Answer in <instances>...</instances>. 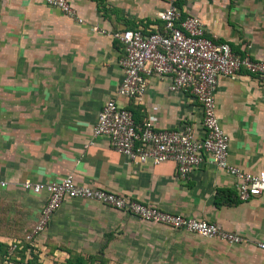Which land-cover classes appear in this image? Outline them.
Segmentation results:
<instances>
[{"label":"crops","instance_id":"obj_1","mask_svg":"<svg viewBox=\"0 0 264 264\" xmlns=\"http://www.w3.org/2000/svg\"><path fill=\"white\" fill-rule=\"evenodd\" d=\"M70 2L77 17L44 0H0V196L17 199L28 212L23 220L33 227L49 195L27 190L23 183L56 182L74 175L83 185L217 222L245 239L239 245L216 241L217 249L232 252L230 264H264V251L257 246L264 241V196L239 201L236 177L209 159L182 179L175 161L134 162L116 151L108 137L94 135L100 111L116 98L140 125L153 124L158 129L191 125L198 137H204L201 104L188 90H172L171 77L147 76L141 99L117 95L124 78L120 64L124 48L115 33L137 27L157 29L162 23L158 14L167 3ZM179 3L186 13L203 21L209 37L230 43L239 53L264 59V0ZM216 103L220 123L231 138L230 163L248 172L264 170L263 83L246 72L221 76ZM220 190L233 191L237 202L218 204ZM18 216L10 213L7 221L23 222ZM99 224L118 231L112 245L127 255L136 251L131 246H138L141 256L144 251L152 254L155 246L161 248L155 256L172 264L176 249L186 246L182 240L176 242L173 231L157 223L81 199L63 202L43 238L55 245H70L79 234L88 238L87 231ZM171 232V239L161 236Z\"/></svg>","mask_w":264,"mask_h":264},{"label":"built area","instance_id":"obj_2","mask_svg":"<svg viewBox=\"0 0 264 264\" xmlns=\"http://www.w3.org/2000/svg\"><path fill=\"white\" fill-rule=\"evenodd\" d=\"M44 1L66 15L78 16L70 0ZM162 1L167 3V7L158 14L163 30L159 27L152 30L137 27L115 33V38L124 48L120 59L124 78L117 95L141 99L147 90V76L171 77L172 90H188L201 104L204 137H198L191 125L175 129H158L153 124L140 125L134 113L118 103L116 98L107 101L100 111L94 135L108 137L116 151L134 162L159 165L173 160L182 179L189 178L194 169L209 159L236 177L239 201L264 196V170L248 172L230 163L231 138L220 123L216 103L221 76L246 72L264 85V59L242 55L230 43L209 37L203 21L186 13L179 0ZM79 21L84 20L79 18ZM23 184L27 190L35 193L45 191L49 195L39 221L26 236V241L32 244L67 199L97 201L141 220L202 237L217 238L229 245L245 241L242 235L226 230L217 222L166 211L115 191L83 185L76 181L74 175L56 182L27 180ZM257 246L264 251V241L258 242ZM22 247V240L12 241L8 260L4 264H14L10 256Z\"/></svg>","mask_w":264,"mask_h":264},{"label":"rangeland","instance_id":"obj_3","mask_svg":"<svg viewBox=\"0 0 264 264\" xmlns=\"http://www.w3.org/2000/svg\"><path fill=\"white\" fill-rule=\"evenodd\" d=\"M10 213L20 215L18 218L23 222L13 221L9 223L7 215ZM27 213L17 199L0 196V242H4L6 238L8 241L22 239V236L30 231L32 225L27 223V220H23V218L27 217ZM18 225H22L23 227H19ZM158 225L168 229V231H173L177 243L181 242V240L183 243L186 242V246L179 249L175 248L176 253H174L172 264H230L229 258L233 256L232 252L229 249L221 247L217 249L216 241L223 242L222 240L202 237L184 230L176 231L162 224ZM173 232H171L172 235H170L171 233H163L161 236L171 239L173 238ZM43 233L44 231L36 237L34 244L30 245L27 253L23 256L20 255L21 258L14 264H20L21 262L25 264H64L72 256L78 255L85 257L91 264H155V260L160 261V263H166L164 260H159L160 256H155L157 249H161L155 246H152V254H149V251H144L143 256H141V252L138 253V246L130 247L136 250H130L131 255L122 253L121 248L119 249L117 245H112L113 241L118 237V231H111L108 226H101L100 224L97 228L87 231L88 238H82L79 234L78 238L70 245L66 243L55 245L53 241L43 238ZM122 244H124V241ZM166 253L168 251L164 254Z\"/></svg>","mask_w":264,"mask_h":264},{"label":"trees","instance_id":"obj_4","mask_svg":"<svg viewBox=\"0 0 264 264\" xmlns=\"http://www.w3.org/2000/svg\"><path fill=\"white\" fill-rule=\"evenodd\" d=\"M159 28H160V30H163V24L162 23L160 24ZM237 53H239V52H237ZM240 54H242V53H240ZM242 55H244V54H242ZM216 202L218 204H221L224 202L234 204L237 202V199L235 198V193L233 191H231V190H220L218 195H217ZM33 228H34V226L30 229V231H28L25 235L22 236V239H19V240L23 241V247L21 249H18L17 251H15L13 253V255L10 256V260L13 261L14 263L17 262V260H19L21 258L20 255L23 256L24 254L27 253L28 249H30V245L31 246L33 245L31 242L26 241V236L32 232ZM9 249H10V244H7L5 242H0V264H4L5 261L8 260ZM22 263L23 262H21L20 264H22ZM64 264H91V263H89L85 257L78 255L75 257L72 256Z\"/></svg>","mask_w":264,"mask_h":264}]
</instances>
